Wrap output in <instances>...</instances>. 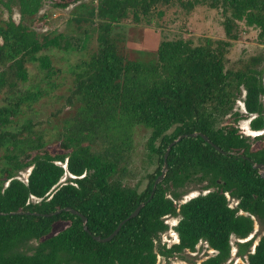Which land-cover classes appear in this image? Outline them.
Instances as JSON below:
<instances>
[{
	"label": "trees",
	"instance_id": "1",
	"mask_svg": "<svg viewBox=\"0 0 264 264\" xmlns=\"http://www.w3.org/2000/svg\"><path fill=\"white\" fill-rule=\"evenodd\" d=\"M168 1L98 0L95 13L103 20L97 35L99 47L76 64L71 93L78 104L62 131L61 145L66 151L28 156V150L42 145L38 136L16 137L0 129V145L8 150L0 169V264H155L153 239L167 228L162 219L166 214L178 215L173 225L177 240L162 244L161 254L192 250L205 240L214 252L200 264H224L230 254V235L246 237L254 219L264 224V178L253 166L264 164V140L252 148L248 135L231 123H221L227 113L234 120L240 115L233 104L243 89L244 112L252 115L249 127H264L259 55H250L236 68L224 64L237 20L257 27L258 37H264V0H209L221 9L225 38L205 36L198 43L184 37L161 39L155 59L147 63L123 56L108 37L113 22L127 7L133 14L136 10L144 13L156 2ZM1 2L9 6L8 0ZM15 2L20 20L8 18L0 24V91L6 95L0 104V127L21 103L40 95L39 89L18 88V82L27 78L26 60H37L49 75V56L39 50L69 46L60 45L62 33L40 40L22 22L37 12L41 0ZM138 123L149 128L145 147L157 157L156 167L139 190L123 181L133 148L132 127ZM191 131L206 134L222 151L199 134L181 137L170 146L164 175L149 197L167 143ZM27 166L25 180L15 176L16 170ZM64 172L68 175L59 182ZM193 180H205L200 189L214 188L176 205L173 198ZM226 193L236 199L234 205L228 204ZM140 201L143 205L136 215L126 219L110 239L92 238V234L107 235ZM63 206L85 216L88 232L80 216L68 209L40 214ZM56 219L67 223L51 233ZM31 239L36 243L28 245V252L25 247ZM251 244V238L236 241L237 255L245 254L246 260L238 264H264V233L252 249Z\"/></svg>",
	"mask_w": 264,
	"mask_h": 264
},
{
	"label": "rangeland",
	"instance_id": "2",
	"mask_svg": "<svg viewBox=\"0 0 264 264\" xmlns=\"http://www.w3.org/2000/svg\"><path fill=\"white\" fill-rule=\"evenodd\" d=\"M1 1L3 0H0V24L8 18L14 21L20 20L15 0H8V7ZM208 1L156 2L146 12L136 10V14H133L131 7H127L126 13L113 22L108 37L123 56L145 63L155 59V50L161 39L184 37L190 39L192 43H198L203 41L205 36L225 38L221 9L211 6ZM97 3L98 0H41L40 7L35 14L21 19L23 23L34 29L40 40L45 36L50 37L62 33L59 39L60 45L69 44L67 48L47 46L39 50L38 53H45L49 56L52 67L49 75H46L39 67L37 60H26L24 65L27 78L18 82V88L29 91L39 89L40 95L33 101L21 103L18 112L10 118L8 123L0 127L16 137H39L42 145L28 150V156L36 152L47 151L50 154H57L67 150L62 147L61 140L65 124L71 121L78 104L71 93L76 64L88 58L99 47L97 35L103 20L95 13ZM233 33L234 36L230 38L231 43L225 52V67H239L248 60L250 55L257 54L263 67L261 78L264 85V37H258V28L246 25L242 20L236 21ZM242 95L243 89L233 104V108L237 109L240 114L237 119L234 120L232 114L227 113L222 116L221 123H231L236 126L241 134L248 135L250 146L257 148L264 140V127L258 130L249 127L248 121L252 115L244 112ZM5 96V92L0 91V104L5 102ZM261 101L264 108V93L261 95ZM148 133L149 128L141 123L132 127L133 148L123 181L135 186L138 190L145 186L148 180L147 174L151 173L157 165L156 155L145 147ZM257 133H261L262 136L253 138L252 136ZM6 148L5 145H0V169L6 160L4 157V153L8 151ZM29 169L30 166L18 169L15 171V176L25 180ZM67 175L68 173L64 172L59 182H63ZM204 182L205 180L188 181L183 187V193L173 198L174 203L177 205L190 196L214 188L211 185L200 189L199 187ZM176 191H179V188ZM166 194L171 197L170 190ZM226 197L229 205L235 204V198L227 193ZM162 219L167 223V228L153 239L156 251L155 264H189L191 262L200 264L204 257L214 252L205 240H199L192 250L184 249L180 253L171 255L161 254L159 248L162 244L167 246L177 239L173 225L178 215L166 214ZM66 223L65 220L56 219L51 225L50 232H56ZM262 233H264V224L254 219L253 228L246 237L237 238L231 234L230 254L224 264L245 262V254L243 257L237 255L236 241L251 238L250 249H252ZM28 243L30 244L26 245L25 250L28 249L29 252L28 245L35 244L36 240L31 239Z\"/></svg>",
	"mask_w": 264,
	"mask_h": 264
},
{
	"label": "water",
	"instance_id": "3",
	"mask_svg": "<svg viewBox=\"0 0 264 264\" xmlns=\"http://www.w3.org/2000/svg\"><path fill=\"white\" fill-rule=\"evenodd\" d=\"M186 134H189L191 136L193 135H196V134H199L203 139H205L207 142H209L211 145H213L217 150H221L219 146H217L216 144H214L208 137L206 134L202 133V132H199V131H191V132H188V133H181L179 135H177L176 137H174L173 139H171L163 153H162V166H161V169L159 171V173L154 177L153 179V182H152V185H151V189H150V192H149V197L152 195L153 193V190L155 188V185L156 183L163 177L164 175V172H165V168H166V155L168 153V150L170 148V146L175 143L177 140H179L181 137L185 136ZM222 151V150H221ZM253 166L257 168L258 172H259V175L261 177L264 178V164L260 163V162H256V163H253ZM143 205V201H140L138 202L135 207L125 216L123 217L122 219H120L117 224L115 225V227L105 236H100L98 234H92V238L93 239H96V240H99V241H104V240H108L110 239L119 229L120 225L128 218L136 215V213L138 212V210L140 209V207ZM61 209H68L70 212H74V213H77L80 218H81V221H82V227L88 232V229L86 228V224H85V216L79 212H77L74 208L72 207H69V206H63L61 208H56L52 211H48V212H42L40 214L42 215H50V214H55L57 212H59ZM9 212H14V211H9Z\"/></svg>",
	"mask_w": 264,
	"mask_h": 264
},
{
	"label": "built area",
	"instance_id": "4",
	"mask_svg": "<svg viewBox=\"0 0 264 264\" xmlns=\"http://www.w3.org/2000/svg\"><path fill=\"white\" fill-rule=\"evenodd\" d=\"M177 240V239H176Z\"/></svg>",
	"mask_w": 264,
	"mask_h": 264
}]
</instances>
